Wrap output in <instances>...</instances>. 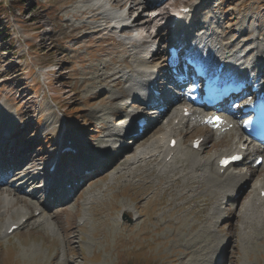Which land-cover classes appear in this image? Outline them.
Listing matches in <instances>:
<instances>
[{
	"label": "rangeland",
	"instance_id": "rangeland-1",
	"mask_svg": "<svg viewBox=\"0 0 264 264\" xmlns=\"http://www.w3.org/2000/svg\"><path fill=\"white\" fill-rule=\"evenodd\" d=\"M114 2L120 6H114ZM0 4V119L9 117L13 123L11 127H14L3 133L10 141L5 149L20 140L17 149L11 151L12 155H19L14 161L15 172L28 160L27 168L33 166L34 161L30 159L37 160L38 167H43L44 160L56 156L61 149L62 144L58 147L56 144L63 136L62 132L68 130L75 132L79 128L77 136L85 141L80 151L92 154L93 143L104 135L95 136L96 130H101V124L94 121L92 114L102 110L107 112L110 107L101 104L104 97H98L96 93L102 86L92 79L102 69V62L122 61L129 57L131 65L152 69L151 61L155 59L158 64L166 54L167 38L170 39L175 28L188 22L186 16L202 5L205 6L200 16L193 22H204L205 16L221 18L219 25L207 31L210 34L218 31L226 41L247 28L249 35L237 43L244 44L253 34L255 20H259V33L264 37V0H23L22 7L20 0H0ZM183 6L189 7L190 12L183 13ZM135 19L141 21L142 28L130 37L124 31L132 28ZM122 68L127 70L126 66ZM134 109L130 106L127 111ZM51 115L57 120L56 125H62L58 130L55 124H49ZM118 115L124 113L112 114L108 120L117 121ZM154 117L158 120L156 114L149 117V121L153 122ZM155 125L156 122L152 123L154 128H148L140 140L155 133L158 128ZM190 129L180 130L181 133L176 135L184 149H190L191 139L217 138L204 127ZM238 134L244 140L239 130ZM88 140L90 145L86 143ZM140 145L126 148L121 154L111 151L102 170H89L93 174L89 179L85 170L73 172L80 174L78 181L83 183L87 179L84 187L90 182L104 187L110 174L134 155ZM221 148L224 147L217 149ZM213 153L212 150L203 155L207 157ZM86 166L90 168L87 163ZM241 167L244 168L242 164ZM232 170L237 171L236 167ZM21 175L27 179L25 173ZM101 176L106 179L101 180ZM139 179L141 182L135 179L134 184L128 186L122 182L124 179H118L116 182L120 186L106 190L104 203H98L90 210L83 206L82 196L75 193L74 199L63 208L48 202V211L53 213L48 216H54L52 229L36 228L31 224L14 235L0 237V264H264L262 214H256L260 216L259 225L244 231V220L228 222L234 216L228 209L219 228L215 229L207 214L201 221L196 218L212 205L210 200L202 208L186 214L194 203L178 210L169 203L171 196L160 190L162 184L157 186L154 182L147 189V181L142 176ZM260 179L264 180V170ZM13 185L18 187L17 183ZM28 189L24 194L32 188ZM246 194V191L241 193L237 202L239 208ZM40 200L43 203L42 198ZM20 207L25 209L22 204ZM124 207L130 208L131 212L125 214ZM84 218L87 221L80 226ZM17 221L11 220L12 223ZM189 225H194V229L188 230ZM227 235L233 237L231 244ZM194 237L197 239L186 242ZM219 245L222 247L220 253ZM184 254L188 257L184 258Z\"/></svg>",
	"mask_w": 264,
	"mask_h": 264
},
{
	"label": "bare ground",
	"instance_id": "bare-ground-1",
	"mask_svg": "<svg viewBox=\"0 0 264 264\" xmlns=\"http://www.w3.org/2000/svg\"><path fill=\"white\" fill-rule=\"evenodd\" d=\"M114 6H120V4L117 5V3H115ZM204 6L205 5H203L202 8H199L195 13L191 12L187 18L192 20V23H195L193 22L194 18L199 17V12ZM205 19L204 23L199 21L192 25H185L183 26V29L180 30L182 34H185V39L190 36L192 40L191 43L194 44L192 49L200 51V54L206 56V58L208 57L211 62L218 61L223 64L226 71L225 73L228 75L235 67H237L235 73H237L243 81H253L255 84H261L264 89V80L260 83L262 76L264 79V72H262L264 71V37H261L259 33V24L256 23L253 25V34L247 39V41H244V44L237 45L239 39L246 36V34L247 36L249 35L247 28L243 29L244 31L238 33V35H233L232 39L225 41V36L218 31L213 32L212 34L204 33V30L207 28V21H210L213 27L219 25L221 18L219 19L217 16L214 20H212L211 17L210 19L205 17ZM140 23L141 21H138L137 19L132 21V28L124 31V34H128L129 36L137 29H141L142 27L139 25ZM186 29L187 31L185 32ZM156 62L155 59L152 61L154 65ZM123 66H126L127 70L124 71L122 68ZM261 67L262 71L259 70ZM100 71H97L96 74H98L92 78L93 82L102 86L96 94L98 97H104V99L100 101L101 104L110 105V107L107 112L102 110L92 114L94 121L101 124V130H96L95 136L97 137L99 133L104 134L99 138L98 142L93 143L92 154L88 151H86V154L84 151H80L82 147L78 146H85L83 144L85 141L83 139L79 140V137L77 136L79 128H77L75 132H70L68 130L62 132L63 138L58 140L56 145L58 147L59 144H62L60 151L70 147V150H72V152L70 151L71 153L67 152L64 156L60 155V161H57L59 155L56 154V156H50L44 160L45 164L43 167H38L40 163L37 162V160L30 159L31 162L34 161L33 166L27 168L28 165L25 164L29 162L28 160L24 165L21 164L20 168L15 172L14 170L17 166L14 161L19 159V155L18 153L12 155L11 151L17 149L16 146L19 145L20 140H17L16 143L14 142L11 148L5 149L4 146L10 141L6 136H3V133L9 129L13 123L12 121H9L11 120L9 117H1L0 152L3 151V154L0 153V158L3 156L4 160H0V222H3L2 225H0V237H7V232L13 225L19 226V230L28 227L31 224L35 225L36 228L44 227L51 230V223L54 221V216H48V214H53L48 211V202H53L55 205H59L63 208L66 206L65 204L68 203L70 197L75 196V190L78 189L79 196H82L83 198V206H86V210H90L98 203H104V194L106 190L118 185L116 182L118 179H124L122 182L124 185L128 186L133 185L135 179H138L137 181L141 182L140 180L142 179H139L140 176H142L144 181H147V189H150L154 182L157 183V186L162 184L163 186L160 190L163 194L168 193L171 196L169 203L178 208V210L186 208L189 206L188 204L194 203V206L186 214H191L196 209L202 208L207 205L210 200L212 205L196 218L201 221V219H203L202 217H204L203 215L207 214L208 219L212 221L215 229L219 228L218 224L222 221V217L228 209L234 214V216L230 217L228 222H233V219H235L234 222L244 220V231L250 226H254L255 224L259 225L261 223L260 216L256 214H262L264 216V198L261 196V193L264 191V180L260 179V173L264 170V162L259 167H254V162H256L259 157L264 159V150L254 145L251 148L249 147V150H247L246 153L241 151L242 147L245 145L237 133V124L241 119L240 113L225 114L227 122L220 125L221 128L218 130L213 131L214 137L216 136V139L218 140L213 139L212 136L205 139L206 142L201 145L199 152H191L182 148V144L180 146L181 141H178L177 146L172 150L169 147L170 140L176 139V135H178L180 130L182 131L186 128L197 129L198 125H201V118L196 114L199 113V109H195L193 115L185 116L181 107L189 104V102L187 101L188 97L186 95H181V97L171 100L172 103L166 105L161 112H159L157 106L149 108L139 107L135 111L133 110L134 112H128L127 109L133 105V103L128 100L135 97L137 98L136 95H133L135 91H138L136 84L137 76L143 75L145 80H149V78L152 77L151 70L140 69L131 65L128 57L122 61L114 59L110 63L102 62V69ZM92 79L90 80L92 81ZM164 83L151 79L147 83L142 84L141 88H144L142 90H147L146 88L150 87L152 84H158L159 89L162 90V97L167 99L169 97L171 98L170 93L167 95L168 92H166L167 89H165L166 87L163 85ZM112 89H117L116 91L118 93L112 92ZM109 95L110 97L106 99ZM151 97L153 96L151 95ZM121 101H126V104L124 105L126 108L119 105ZM183 101L184 104L182 103ZM119 112H123L125 115L116 116L117 121L108 120V116ZM156 114L158 120L156 121L155 127L158 128L155 130V133L149 138H143L144 140L139 141L141 136L135 139V143H132V147H134L136 141H138V144H142L140 145L139 150L135 152L134 155H128L130 158L121 164L122 166H119L120 168H117V170L113 172L114 174H110L109 182L107 181L104 183V187L103 185L92 182H90L88 187H84L82 181H78L77 183L72 182L71 186H69L71 180L69 174L73 175V171L78 173H81L82 170L99 171L109 160L111 151L114 150L120 152V154L123 153L124 148L120 145V142H123L121 134L124 131L135 134V128L138 127L137 122L139 119L142 118L148 120V126L146 127L147 130H145L144 133L149 130L148 128H154L152 123L155 122L149 121V117H153ZM48 119L51 126H54L57 122L53 115ZM176 121L178 122L177 124ZM231 125H233V128L227 130ZM61 126L62 125H56L54 127L58 130ZM10 133H12V131ZM227 137H230V139L225 140ZM234 137L236 139H234ZM72 140V144L68 145V142ZM126 142H128L126 146L131 144L130 140H127ZM86 143L89 145L91 144L89 143V140ZM215 145H217V147H214ZM204 146L206 147L204 148ZM219 147L224 148L217 149ZM75 149H78L79 151L74 153ZM212 150L214 153L207 156ZM236 152L245 153L247 157L250 156L243 163L244 168L241 169V167L239 169L238 164L237 166H234L238 167V171L233 172L232 170V172H229L231 169L229 168L226 171V174L221 175L217 165L219 158L224 155L232 156ZM203 154H207V157H204ZM252 156H256L254 160L251 158ZM10 157L11 159H9ZM74 158L78 159H76L75 162H72V159ZM81 158H88L90 160L84 161L81 160ZM67 161L69 162L68 167ZM54 162H56V174L51 175V173H48L47 171H50ZM86 163L90 165V168L86 166ZM64 168L67 169L68 172ZM21 173H25L24 177L27 179H23ZM11 175L13 178H11ZM76 175L80 178V174ZM41 177H44V184H39V179H41ZM17 178L19 180H17ZM105 179L106 177L101 178V180ZM11 180H14L13 184L17 183L18 187L10 184ZM48 181H50V183H48ZM61 186L63 187V192L65 194L63 196L59 194L58 190ZM28 188L31 189V191L28 194H24L27 192L26 190ZM245 191L247 193L246 198L244 197L245 201L239 208L237 202L240 199L241 193ZM21 194H24L25 196H22ZM41 198L43 203H41ZM21 204L24 205L25 209L20 207ZM124 208L125 214L131 212L130 208ZM36 213L39 214L36 216ZM217 216H219V218ZM11 220L18 221L12 223ZM83 220L87 221L86 218ZM223 222H227V220H223ZM187 228L188 230L194 229V225H189ZM2 230L5 232L3 233ZM228 238L230 240L229 243L231 244V242H233V237L228 236ZM195 239H197V237L187 240L186 242L191 243ZM221 249L222 247L219 245V253L221 252ZM187 257L188 254H184V258Z\"/></svg>",
	"mask_w": 264,
	"mask_h": 264
},
{
	"label": "trees",
	"instance_id": "trees-1",
	"mask_svg": "<svg viewBox=\"0 0 264 264\" xmlns=\"http://www.w3.org/2000/svg\"><path fill=\"white\" fill-rule=\"evenodd\" d=\"M23 2V0H20V4ZM0 6H1V4H0ZM23 5L21 4V7H22ZM0 15H1V13H0ZM5 29V28H4ZM3 30V29H2Z\"/></svg>",
	"mask_w": 264,
	"mask_h": 264
},
{
	"label": "snow or ice",
	"instance_id": "snow-or-ice-1",
	"mask_svg": "<svg viewBox=\"0 0 264 264\" xmlns=\"http://www.w3.org/2000/svg\"><path fill=\"white\" fill-rule=\"evenodd\" d=\"M217 120H218V118H217Z\"/></svg>",
	"mask_w": 264,
	"mask_h": 264
}]
</instances>
